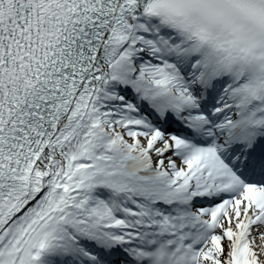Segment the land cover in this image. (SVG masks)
<instances>
[{"label":"snow or ice","instance_id":"1","mask_svg":"<svg viewBox=\"0 0 264 264\" xmlns=\"http://www.w3.org/2000/svg\"><path fill=\"white\" fill-rule=\"evenodd\" d=\"M0 264H264V0H0Z\"/></svg>","mask_w":264,"mask_h":264}]
</instances>
